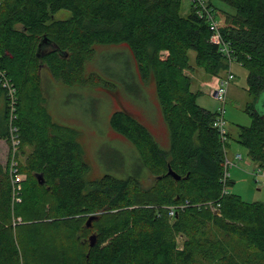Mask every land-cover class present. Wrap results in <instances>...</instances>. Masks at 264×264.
Wrapping results in <instances>:
<instances>
[{
  "label": "trees",
  "instance_id": "16d2710c",
  "mask_svg": "<svg viewBox=\"0 0 264 264\" xmlns=\"http://www.w3.org/2000/svg\"><path fill=\"white\" fill-rule=\"evenodd\" d=\"M219 1L233 10L224 12L219 31L231 60L247 71L252 98L245 106L251 122L238 127L235 140L264 169V111L256 107L264 94V0ZM206 3L216 17L212 0ZM181 4L0 0V138L11 143L15 135L22 152L30 148L19 167L26 175L19 200L0 165V264H264V204L227 189L228 131L223 141L213 125L217 113L199 105L191 88L190 51L210 76H222L228 59L210 41L193 0L185 15ZM59 9L71 16L54 19ZM110 44L125 45L133 68L154 82L169 148L128 111L116 110L109 123L134 146V174L86 182L78 133L52 120L42 72L67 85H93L98 76H86L85 63L96 45ZM141 167L153 176L150 185L138 180Z\"/></svg>",
  "mask_w": 264,
  "mask_h": 264
},
{
  "label": "rangeland",
  "instance_id": "374dc122",
  "mask_svg": "<svg viewBox=\"0 0 264 264\" xmlns=\"http://www.w3.org/2000/svg\"><path fill=\"white\" fill-rule=\"evenodd\" d=\"M212 2L218 22H222L224 12H233L222 1ZM189 8L190 0H182L181 14L185 15ZM70 16L68 9H59L53 17L67 19ZM95 50L93 58L85 63V75L94 73L98 76L93 85H67L54 79L47 70L42 72L46 107L52 120L72 127L78 133L77 141L88 165L84 174L86 182L96 180L105 173L120 178L134 174V146L109 123L111 114L116 110L128 111L148 128L162 149L169 148L167 122L157 99L154 82L151 79L144 80L135 65L137 72L134 70L131 54L125 45H96ZM189 54L190 64L193 66L190 72L191 88L198 91L197 103L216 113L220 112L222 104L204 86V81L211 78L210 75L194 64V52L190 51ZM230 70L234 77L227 88L223 111V120L229 134L225 151L232 162L227 169L231 182L227 189L238 194L244 201H261L264 204V184H261L263 177L248 155L247 148L235 140L238 127L248 126L251 122L249 113L245 111L246 104L252 100L245 90L247 71L237 62H232ZM256 107L264 111V94ZM12 143L0 138V165L9 169L15 160L20 174L25 175L19 167L30 148L25 147L22 152L21 148ZM235 153H240L242 157L235 159ZM136 175L144 186L150 185L153 180L145 167H141ZM91 234L90 232L89 236ZM177 240L181 245L183 237L179 235ZM213 263L201 259L198 264Z\"/></svg>",
  "mask_w": 264,
  "mask_h": 264
},
{
  "label": "built area",
  "instance_id": "2783aa9c",
  "mask_svg": "<svg viewBox=\"0 0 264 264\" xmlns=\"http://www.w3.org/2000/svg\"><path fill=\"white\" fill-rule=\"evenodd\" d=\"M206 1L207 0H193V2L195 3V6L198 9V13L201 16L205 15L207 18V21L209 23V28L211 30L210 41L215 43L216 45H218V50L220 52H222L227 57L228 63H229V69L227 71H225V74L223 76L216 77V80L213 83L207 85L208 93L214 99H216L217 101H219L222 104V106L220 108V112H217L216 119L214 120L213 125L216 128H218L222 140L225 141L227 139V137H226L227 129L225 126V122L223 120V111H224V103H225L227 88H228L229 82L234 77L232 71L230 70V66H231L233 61L231 60L230 55H229L230 51L228 49V44L222 40V34L219 31V22L216 19V17H214V15L212 13L208 12L209 9H208ZM8 91H9V93H11L10 94L11 99H14V92L12 93L13 90L10 89ZM11 139H12L11 142H13L12 144L14 146H17L18 139L16 138V136L14 135ZM241 157H242V155L240 153L234 154L235 159H240ZM16 165H17L16 161L13 160L12 165L10 166L8 171H9V174H10L11 180H12L13 193L16 194L15 198L19 200V197L17 194L21 189V182L24 180L25 175L20 174ZM230 165H232V162L227 157V154L225 151V157L223 160V167H224L223 176L224 177L229 176L227 169ZM258 171H260L261 176L263 177L261 180V184H264V169L258 167ZM170 213H173V212L170 211Z\"/></svg>",
  "mask_w": 264,
  "mask_h": 264
},
{
  "label": "water",
  "instance_id": "95a60500",
  "mask_svg": "<svg viewBox=\"0 0 264 264\" xmlns=\"http://www.w3.org/2000/svg\"><path fill=\"white\" fill-rule=\"evenodd\" d=\"M261 97H263V95H262ZM168 173L171 174V175H172L173 177H175V178H179V177H180L179 175H177L176 173H174V172L171 171V170H169ZM37 177H38L39 182H40V183H43V180H41L42 175H41V174H38ZM94 217H95V215H90V216L87 218V220H86V224H87V225H90V223H91V221H92V219H93ZM88 240H89V245L92 246V245L94 244V242H95V235H94V234H91V235L89 236Z\"/></svg>",
  "mask_w": 264,
  "mask_h": 264
},
{
  "label": "crops",
  "instance_id": "0c3cea01",
  "mask_svg": "<svg viewBox=\"0 0 264 264\" xmlns=\"http://www.w3.org/2000/svg\"><path fill=\"white\" fill-rule=\"evenodd\" d=\"M211 78L204 81V86L213 83L216 80V76H210Z\"/></svg>",
  "mask_w": 264,
  "mask_h": 264
}]
</instances>
